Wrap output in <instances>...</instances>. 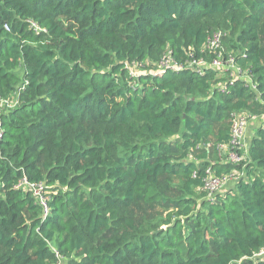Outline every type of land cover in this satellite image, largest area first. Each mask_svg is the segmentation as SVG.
Listing matches in <instances>:
<instances>
[{"label":"trees","instance_id":"16d2710c","mask_svg":"<svg viewBox=\"0 0 264 264\" xmlns=\"http://www.w3.org/2000/svg\"><path fill=\"white\" fill-rule=\"evenodd\" d=\"M219 53L243 78L156 72ZM235 112L264 122V0H0V264H264V124L231 163ZM209 169L242 179L208 201Z\"/></svg>","mask_w":264,"mask_h":264},{"label":"built area","instance_id":"2783aa9c","mask_svg":"<svg viewBox=\"0 0 264 264\" xmlns=\"http://www.w3.org/2000/svg\"><path fill=\"white\" fill-rule=\"evenodd\" d=\"M222 33L216 32L213 34V36L208 40V43L203 47L202 53H208V49L215 50L217 48L222 47ZM195 62H190L188 65L181 64L177 61H175L170 55L163 58V62L161 63L160 69H156L157 73H164L167 69H173V70H184L187 68H193L195 67H201V66H208L216 68L217 70L225 69L227 71L231 70L233 71L234 68H236L238 71H240L236 64L234 59L232 58H224L222 54H218L216 58L213 59L212 63L208 64L204 58H201L199 60H194ZM235 73V71H233ZM199 74L203 73L202 71L198 72ZM250 79V78H249ZM225 89V88H224ZM254 116H251L250 114H241L240 116H237L236 114H233L232 119V135H231V141L229 145L221 146L220 148L222 150L227 149L229 146L232 147L233 151L234 148H236L238 145H242V141L244 140L245 131L247 128V125L250 120L254 119ZM231 152L230 156H234ZM229 156V157H230ZM235 156L233 157V159ZM242 176V173H237L235 176H233L231 179H223V180H217V181H208L207 184H204L202 190L206 193L207 199H211V201H214L216 193L220 192L225 186L230 184L232 181L239 179ZM193 177H197V173L195 172L193 174ZM18 187L23 188L27 191L33 192L35 195L38 204L42 208L43 217H47L50 214V198L49 196L44 192V184H34L30 183L27 179H23ZM38 193H42L41 196H36ZM39 197V198H38ZM38 199H41V202L38 201ZM255 258H261L264 259V249L260 250L254 255ZM57 264H64L63 258L60 259V261Z\"/></svg>","mask_w":264,"mask_h":264},{"label":"bare ground","instance_id":"6f19581e","mask_svg":"<svg viewBox=\"0 0 264 264\" xmlns=\"http://www.w3.org/2000/svg\"><path fill=\"white\" fill-rule=\"evenodd\" d=\"M264 124V122H263ZM247 148H246V141L243 140L242 141V145H238L236 148H234V151H233V155L235 156V158L233 159L234 156H230L227 160L231 163H234V164H240L241 161L243 160V157H242V154L240 153V151H246ZM236 174L235 173H232V174H229V175H216L215 173H213V170L212 169H209L207 171V177L204 179V184H207L208 181H217V180H223V179H231L233 176H235ZM42 193H38V195L36 196H41ZM39 198V197H38ZM39 202H41V199H38Z\"/></svg>","mask_w":264,"mask_h":264},{"label":"crops","instance_id":"0c3cea01","mask_svg":"<svg viewBox=\"0 0 264 264\" xmlns=\"http://www.w3.org/2000/svg\"><path fill=\"white\" fill-rule=\"evenodd\" d=\"M262 124H263V119L260 118V117L254 118V119H252V120L249 121V123L247 125V128H246V131H245V136H244V140L247 142V144H250L251 143L252 139L255 136V132L262 126ZM30 183H32V182H30ZM41 184H43V183H41ZM228 187H229V184L227 186H225L223 189L224 190H227ZM44 192L46 193V191H45V185H44ZM35 200H36V203L38 204L36 197H35Z\"/></svg>","mask_w":264,"mask_h":264},{"label":"water","instance_id":"95a60500","mask_svg":"<svg viewBox=\"0 0 264 264\" xmlns=\"http://www.w3.org/2000/svg\"><path fill=\"white\" fill-rule=\"evenodd\" d=\"M206 68H209V67H207V66L195 67L194 70L199 72V71L205 70ZM233 71H235V74H236V76H237V79H241V78H243V75H242L241 71H238L236 68H234ZM165 72H166V71H165ZM165 72H164V73H165ZM242 80H243V79H242ZM244 80L247 81V82L250 81L249 78H245ZM241 179H242V178L236 179V180L232 181V182L229 184V186L231 187V191H233V190L235 189V184L238 183V181L241 180ZM231 191H228V190H224V189H222V190H221L220 192H218V193H219V194H226L227 192H231ZM218 193H216V195H217ZM216 195H215V199H216ZM215 199H214V200H215ZM207 200L210 201L211 199L208 198Z\"/></svg>","mask_w":264,"mask_h":264},{"label":"rangeland","instance_id":"374dc122","mask_svg":"<svg viewBox=\"0 0 264 264\" xmlns=\"http://www.w3.org/2000/svg\"><path fill=\"white\" fill-rule=\"evenodd\" d=\"M135 71V69H133ZM6 104L3 102L1 107H5ZM12 105V104H11ZM11 105H7V107H10ZM234 114H236L237 116H240L241 114H247L246 112H235ZM232 119H233V115H232ZM194 159H190L189 161H193ZM196 161V160H195ZM198 162V161H197ZM199 163V162H198Z\"/></svg>","mask_w":264,"mask_h":264},{"label":"clouds","instance_id":"9594fccd","mask_svg":"<svg viewBox=\"0 0 264 264\" xmlns=\"http://www.w3.org/2000/svg\"><path fill=\"white\" fill-rule=\"evenodd\" d=\"M41 207V206H40ZM41 210H42V208H41ZM42 216H43V212H42Z\"/></svg>","mask_w":264,"mask_h":264}]
</instances>
